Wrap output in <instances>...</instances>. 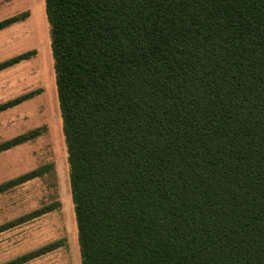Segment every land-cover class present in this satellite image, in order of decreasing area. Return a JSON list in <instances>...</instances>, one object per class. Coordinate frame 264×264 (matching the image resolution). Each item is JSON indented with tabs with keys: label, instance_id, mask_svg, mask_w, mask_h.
I'll return each instance as SVG.
<instances>
[{
	"label": "trees",
	"instance_id": "1",
	"mask_svg": "<svg viewBox=\"0 0 264 264\" xmlns=\"http://www.w3.org/2000/svg\"><path fill=\"white\" fill-rule=\"evenodd\" d=\"M45 4L82 264H264V0Z\"/></svg>",
	"mask_w": 264,
	"mask_h": 264
},
{
	"label": "rangeland",
	"instance_id": "2",
	"mask_svg": "<svg viewBox=\"0 0 264 264\" xmlns=\"http://www.w3.org/2000/svg\"><path fill=\"white\" fill-rule=\"evenodd\" d=\"M22 12H28L25 19L0 30V62L29 50L35 53L0 71V103L40 92L0 112V143L39 132L0 152V184L38 168L42 173L0 192V225L42 212L0 231V264L51 243L56 248L22 264H82L45 0H0V20Z\"/></svg>",
	"mask_w": 264,
	"mask_h": 264
}]
</instances>
